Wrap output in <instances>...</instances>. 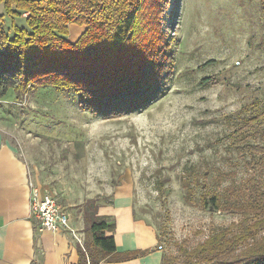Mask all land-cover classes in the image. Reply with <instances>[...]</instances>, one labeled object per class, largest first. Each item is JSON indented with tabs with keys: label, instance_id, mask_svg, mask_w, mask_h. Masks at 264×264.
I'll return each instance as SVG.
<instances>
[{
	"label": "rangeland",
	"instance_id": "374dc122",
	"mask_svg": "<svg viewBox=\"0 0 264 264\" xmlns=\"http://www.w3.org/2000/svg\"><path fill=\"white\" fill-rule=\"evenodd\" d=\"M25 15L7 14L0 2V28L11 36L27 28ZM160 21L174 35L176 69L147 105L106 117L81 107L74 91L42 86L17 98L0 82V131L28 163L30 180L82 223L85 201L104 206L127 176L136 212L157 228L164 253L177 254L179 242L196 245L240 218L204 209L200 181L216 187L221 170L228 176L218 189L246 187L260 173L231 133L264 110V0H167ZM246 131L264 144V119Z\"/></svg>",
	"mask_w": 264,
	"mask_h": 264
},
{
	"label": "trees",
	"instance_id": "16d2710c",
	"mask_svg": "<svg viewBox=\"0 0 264 264\" xmlns=\"http://www.w3.org/2000/svg\"><path fill=\"white\" fill-rule=\"evenodd\" d=\"M7 14L22 16L27 28L10 35L0 28V82L3 93L17 98L38 87L74 91L84 109L102 116L142 108L162 94L176 69L174 35L162 26L167 0H0ZM178 5V4H177ZM81 27L75 38L70 25ZM206 77L204 81H210ZM231 133L233 145L254 172L246 187H217L228 173L220 171L216 187L200 181L201 206L240 216L238 222L215 230L189 246L179 242L177 254L165 253L162 264H264V144L252 142L248 127L264 119V110L244 116ZM233 134V135H232ZM211 169L203 176L209 177ZM199 179H196V182ZM99 199L85 201V229L94 249L80 250L79 264L127 260L140 252L118 253L113 223L98 214Z\"/></svg>",
	"mask_w": 264,
	"mask_h": 264
},
{
	"label": "crops",
	"instance_id": "0c3cea01",
	"mask_svg": "<svg viewBox=\"0 0 264 264\" xmlns=\"http://www.w3.org/2000/svg\"><path fill=\"white\" fill-rule=\"evenodd\" d=\"M70 31L77 38L82 29L72 24ZM30 181L28 163L0 131V264H79L84 246L79 241L80 238L84 242L79 229L85 227L84 217L83 223L75 220L61 203L70 214L73 231L37 230L39 221L31 210ZM134 192L133 181L123 176L99 213L114 225L109 234L115 238L118 253L140 254L100 264H162L165 253L159 248L162 244L158 230L136 212ZM40 193L43 196L49 192L40 189Z\"/></svg>",
	"mask_w": 264,
	"mask_h": 264
},
{
	"label": "built area",
	"instance_id": "2783aa9c",
	"mask_svg": "<svg viewBox=\"0 0 264 264\" xmlns=\"http://www.w3.org/2000/svg\"><path fill=\"white\" fill-rule=\"evenodd\" d=\"M30 190L32 214L39 221L37 230L60 231L62 229H69L73 231L70 226L69 212L64 209L54 195L46 193L41 196L40 188L32 181H30ZM79 241L83 246L80 238ZM159 248L161 249L163 246L160 245Z\"/></svg>",
	"mask_w": 264,
	"mask_h": 264
}]
</instances>
